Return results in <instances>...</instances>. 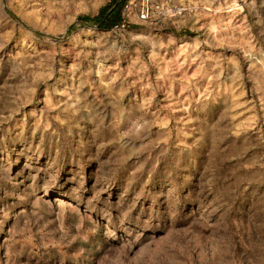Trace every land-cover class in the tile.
Segmentation results:
<instances>
[{"label":"rangeland","instance_id":"obj_1","mask_svg":"<svg viewBox=\"0 0 264 264\" xmlns=\"http://www.w3.org/2000/svg\"><path fill=\"white\" fill-rule=\"evenodd\" d=\"M113 1L0 0V264H264V0Z\"/></svg>","mask_w":264,"mask_h":264},{"label":"built area","instance_id":"obj_2","mask_svg":"<svg viewBox=\"0 0 264 264\" xmlns=\"http://www.w3.org/2000/svg\"><path fill=\"white\" fill-rule=\"evenodd\" d=\"M184 11L185 9L182 7L170 5L169 0L162 2L154 0H122L120 21L113 28L124 30L129 25L152 26L167 17L182 14Z\"/></svg>","mask_w":264,"mask_h":264},{"label":"trees","instance_id":"obj_3","mask_svg":"<svg viewBox=\"0 0 264 264\" xmlns=\"http://www.w3.org/2000/svg\"><path fill=\"white\" fill-rule=\"evenodd\" d=\"M120 7L121 1H113L112 5H109L107 9L103 8L96 18H98L99 27H113L120 21Z\"/></svg>","mask_w":264,"mask_h":264},{"label":"crops","instance_id":"obj_4","mask_svg":"<svg viewBox=\"0 0 264 264\" xmlns=\"http://www.w3.org/2000/svg\"><path fill=\"white\" fill-rule=\"evenodd\" d=\"M159 1H163V0H159Z\"/></svg>","mask_w":264,"mask_h":264}]
</instances>
